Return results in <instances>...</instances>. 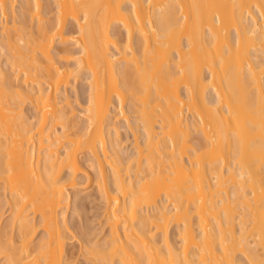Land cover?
Wrapping results in <instances>:
<instances>
[{"label": "bare ground", "instance_id": "6f19581e", "mask_svg": "<svg viewBox=\"0 0 264 264\" xmlns=\"http://www.w3.org/2000/svg\"><path fill=\"white\" fill-rule=\"evenodd\" d=\"M43 1L22 0L20 15L16 0H0L6 23L11 16L0 42L17 79L0 63V188L11 215L0 236L5 264H72L60 209L93 167L110 236L88 251L102 262L264 263V0H48L54 8L46 12ZM116 23L126 30L124 49ZM82 74L90 93L81 113L87 124L78 129L62 86ZM129 90L139 110L129 126L133 174L111 135L119 133L115 102L130 121ZM30 213L44 229L34 246Z\"/></svg>", "mask_w": 264, "mask_h": 264}, {"label": "rangeland", "instance_id": "374dc122", "mask_svg": "<svg viewBox=\"0 0 264 264\" xmlns=\"http://www.w3.org/2000/svg\"><path fill=\"white\" fill-rule=\"evenodd\" d=\"M43 3V11L46 12L47 7L48 8H54L51 4V1L45 0ZM22 6V0H16V10L18 11V14L20 13V9ZM48 10V9H47ZM22 15V12L20 13ZM48 18H51L49 16ZM8 23H6V18L4 15L0 14V33L5 26L11 25V16L8 17ZM6 23V24H5ZM28 24H32L31 29L36 28V20L28 22ZM71 23L68 22L66 26V32L70 33L72 32L70 30ZM30 29V28H29ZM29 30H27L28 32ZM113 31L116 32V36L119 39L120 45L124 49L126 44V30L121 27L118 23L116 25H113ZM26 34V31L24 32ZM1 35V34H0ZM231 36H235V31H231ZM1 39V38H0ZM137 37H135V48H137V54L140 55L141 49L139 48L140 45H137ZM1 41V40H0ZM58 45H56L52 52L55 53ZM112 50L116 53L117 48L112 46ZM141 47V46H140ZM129 52V49L126 48ZM140 51V52H139ZM8 48L5 45V43L0 42V63L1 66L5 69L7 78H11L14 80L16 79V74L14 72V68L11 66L10 60L8 59L9 53ZM121 55V53L119 54ZM125 60L120 59L119 65H124ZM204 73L206 77H209L210 72L207 68H204ZM85 74L77 76L76 79H72L71 83L64 87L62 86V92L65 91L71 101V104L74 107V113L72 114L71 118L74 120V122L77 123L76 128L78 129H84L87 122L84 116L81 115L83 108L87 105L88 99H89V93H90V87L87 81V78H85ZM21 77L19 79V82L22 81ZM184 90V89H183ZM214 92L209 91L208 96L209 98L214 99L213 96ZM65 103V100L63 98L62 93L59 95V105L63 106ZM137 105V104H136ZM133 103V95L131 90L126 92V98L124 101L123 109L126 111L127 116L129 117L130 121L127 122L124 118H122V114H119L120 107L115 102V105L112 107V117L116 120V125L119 129V133H114V130L111 132L112 137H116L118 139L119 143V150L123 156L124 164L123 167H127L130 171L129 174H133V169H131L132 162H129V160L134 158L135 156V136L133 131L129 126H134L135 122L134 120L137 118V115H139V110L137 106ZM24 114L27 115V117L30 120L35 121L36 117V111L34 107L28 103L25 102L24 105ZM116 115V116H115ZM115 116V117H114ZM121 116V117H119ZM185 116L191 117L190 114L188 115L185 113ZM156 125H160V121H156ZM111 127V126H110ZM141 130V131H140ZM58 131H61V127H58ZM59 133V132H58ZM139 140L143 141V127L141 126L139 129ZM136 133V134H137ZM137 134V135H138ZM110 135V133H109ZM194 138H197L199 134L197 132H193L192 135ZM189 146L192 149V147H195L197 144L195 142V139H192L189 142ZM81 160L83 162H86L87 160H90V155L88 151L83 153V156L81 157ZM134 166V165H133ZM132 166V167H133ZM126 168V170H127ZM125 172V170L123 171ZM127 173V172H125ZM66 175V171L62 173V177L64 178ZM126 175V174H125ZM97 182V169L95 167L92 168L90 174H80L77 179V184L75 187H69V203L67 208L63 207L60 209V212H65V219L66 221L63 222V228L62 231L66 234V258L68 261H71L72 264H107L106 261L102 262L100 259L96 257V255L92 254L88 251L90 249V245L95 243L97 245H100L101 243H105L109 239L110 234V227L107 222V207L106 202L104 200V197L100 193L99 189L94 187L95 183ZM2 186V184L0 185ZM7 194H4V190L2 187L0 188V224L2 227L0 236H2L1 240H5L4 235V228L6 226V223L8 220H10V216L7 211L9 210V204L7 202ZM161 200L159 199V202ZM31 212V211H29ZM32 217H34V223L36 226V232L31 238V245H36L40 240L42 235H44V229L43 226L39 224L40 215L39 214H33L30 213ZM34 215V216H33ZM239 218H237V230L239 231L240 225H239ZM178 226L176 224H172L169 229V238L174 241L176 239V234ZM17 235V231L13 232V236ZM153 233L158 237H162V232L159 230L153 231ZM15 235V236H16ZM3 254H0V258H2ZM242 256L240 253H238V257ZM1 264H5V259H1ZM113 264H119L117 260ZM264 264V263H260Z\"/></svg>", "mask_w": 264, "mask_h": 264}]
</instances>
